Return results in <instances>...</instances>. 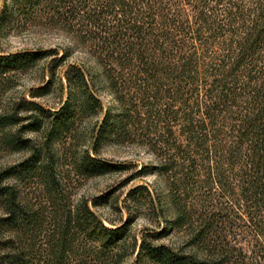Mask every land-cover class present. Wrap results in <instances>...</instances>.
<instances>
[{"label": "trees", "instance_id": "16d2710c", "mask_svg": "<svg viewBox=\"0 0 264 264\" xmlns=\"http://www.w3.org/2000/svg\"><path fill=\"white\" fill-rule=\"evenodd\" d=\"M22 22L61 31L93 66L65 62L70 48L0 54V264H264V0H0V27ZM47 59L49 81L2 100ZM53 86L47 108L36 99ZM99 114L75 152V126ZM107 144L145 149L154 163L135 176L163 185L126 194L162 223L138 244L129 219L96 214L106 196L74 199L75 177L129 169L99 157Z\"/></svg>", "mask_w": 264, "mask_h": 264}, {"label": "rangeland", "instance_id": "374dc122", "mask_svg": "<svg viewBox=\"0 0 264 264\" xmlns=\"http://www.w3.org/2000/svg\"><path fill=\"white\" fill-rule=\"evenodd\" d=\"M17 27L14 25L0 27V54L7 55L23 51L37 50H55L59 58L62 51L70 48L69 57L66 58L67 63L84 64L86 67L93 66L91 58L84 53V50L72 44V42L57 29L46 28L43 25L34 23H19ZM54 58V57H52ZM49 63V59L43 60L36 67L26 71L25 73L16 74L12 81L13 87L4 95V101L11 99L25 98L27 99L30 91L41 87L50 80L45 65ZM63 68L55 72V76H61ZM98 96L102 99L104 107L111 104L110 95L107 93L104 85L99 83ZM59 93L53 86L44 97L36 99L47 108H56L59 104ZM101 114L80 120L75 126V137L79 141L74 147V151L79 153L88 150V142L90 141L91 129L94 128L96 122L99 121ZM61 145V144H60ZM65 145V143H64ZM66 146V145H65ZM99 157L111 161L116 164L130 166L128 170L122 172L109 173L94 178L75 177L74 199L95 198L106 196L101 205L95 208L96 214L104 222H113L114 224L122 223L130 220L128 226L127 245H131L135 240L138 244L139 239L146 232H154L157 229L158 219L147 210V206L140 205L134 207L133 204L125 201L126 194L137 186H146L155 194H160L163 189L162 182L156 176L136 177L135 172L139 170L141 165L154 163V159L147 151L137 145L130 144H107L100 149ZM20 154L8 156L9 162L20 160ZM180 236L171 234L165 238L163 243L178 245ZM123 264H151L148 261H141L136 258V253L128 256Z\"/></svg>", "mask_w": 264, "mask_h": 264}]
</instances>
